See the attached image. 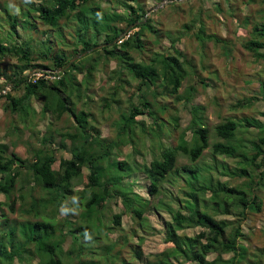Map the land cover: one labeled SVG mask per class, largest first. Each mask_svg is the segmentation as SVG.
<instances>
[{
  "label": "trees",
  "instance_id": "1",
  "mask_svg": "<svg viewBox=\"0 0 264 264\" xmlns=\"http://www.w3.org/2000/svg\"><path fill=\"white\" fill-rule=\"evenodd\" d=\"M111 2L116 9L101 6L100 0H40L38 4H30L31 8L26 9L35 12L36 17L50 30L60 29L63 22L76 21L77 45L73 41L69 42L73 54H67L62 48L58 52L40 51L39 59L43 61L41 64L31 56L29 42L19 46L9 45L7 48L6 40L1 37L0 32V58L8 53H15L20 62L19 71L13 72L14 77L5 78L13 85V91L22 90L20 96L13 97L9 92L0 97L6 102L5 110L17 115L20 122L26 123L29 111L34 110L32 101L36 100L41 103L40 118H50L47 129L41 136L42 145L33 151L31 159L23 160L13 152L9 153V146L0 143V196L4 197V201H0V264H115L119 260L120 250L128 245L132 258L130 264H182L184 260L196 264H235L234 258L224 260L222 255L236 254L238 239L243 238V234L239 228H235L226 235L230 223L225 219L217 220L215 215L228 213L231 208L230 199L235 200L236 206L260 212L262 199L257 194L248 199L247 191L242 188L214 189L212 182L198 179L202 176V171L197 166L177 167L179 154L194 162L209 147L208 129L201 126L196 117L201 108L191 106V120L180 132L177 144L174 146L163 142L162 136L167 135L169 138L179 128V116L176 109L160 104L158 97H165L168 92V95H175L176 100L189 103L196 95V88L194 85L188 88L184 97L177 94L187 71L183 62L179 61L181 55L174 48L175 41L170 33L165 35L171 41V46L165 53L153 52L148 62L143 59L136 60L132 56V52L141 54L145 51L144 38L147 34L154 35L156 44L164 34L154 26L150 16L146 17L140 0ZM119 7L122 8L121 11L117 10ZM25 14L22 13L23 19ZM7 16L8 22L10 21L9 28L15 33L17 17L13 15L12 18L9 14ZM25 23H29V20L26 19ZM25 23L21 25L23 29L36 30L34 24L30 26ZM132 25L134 27L130 31L137 30L117 44L116 39ZM183 27L190 30V26ZM61 29L63 30L62 27ZM100 35L104 36L103 48L70 63L76 53H83L98 45L96 39ZM254 35L256 39L245 42L243 47L256 59H264V53L260 52L264 48V25L256 27ZM196 37L202 45L205 41H217L213 35L206 34L202 29H198ZM63 42L65 41L61 39L58 43ZM78 43L80 49L77 47ZM93 54L96 57L92 58ZM109 60L116 61L117 68L112 70L110 78L115 80V85L107 93V97L101 98L102 110L109 111L116 106L120 111L121 101L118 96L123 84L129 86L130 81L135 82L127 99V111L113 124L117 136L111 140L102 138L98 127L90 124L93 117L85 109L87 104H83L85 108L77 111L72 101L73 96L76 99L88 96L87 92L94 82V74L99 65L103 62L105 68ZM35 68L50 71L61 69V72L57 73L58 79L53 81L39 79L32 83L26 80L27 72ZM78 74L84 75L83 81H78ZM202 85L204 86L203 83ZM255 100L256 97L238 100L232 105V109L242 110ZM65 114L73 120L74 130L58 134L57 149L67 150L70 155L68 159L57 158L54 154L57 133L52 130L51 120H60ZM143 115L150 121L148 126L137 119ZM253 125L264 134V124L249 120L245 122V127ZM242 127L241 123L229 118L215 126L216 137L223 142L214 143L212 153L228 157L239 156L241 175L249 177L251 173L248 170H259V182L255 184L264 186V137L259 138V143L250 141L251 148L247 150L246 144H241V139L236 136ZM19 129L18 126L12 128L15 134ZM137 130H140V134ZM187 131L190 132L189 136ZM147 138L149 142L146 141ZM66 139L70 141L69 144H66ZM125 144L131 147L132 155H127V160H122L119 159L122 156L121 145ZM148 145L155 148L150 151L151 158L142 156V161H136L135 156H141L146 154V150H150L147 149ZM259 158L261 160L256 162ZM56 163L58 165L55 169ZM84 169L87 171V184L76 199L77 204L82 207L76 222H71L67 216L63 222L55 221L54 218L39 219L50 208V214H58L61 209L68 214L71 207L67 205L72 195L71 182ZM23 170L28 172L26 178L33 184L30 201L21 210L34 220L26 219L18 226H7L2 206H6L11 212L15 211L16 199L13 191ZM176 175L181 179H175ZM172 177L182 181V187L178 189L179 195L168 188L165 190L166 187L163 186ZM129 179L145 182V197L134 191V182L127 184ZM168 184L172 188L175 186L174 181ZM38 187L45 191L48 198L36 197L35 191ZM206 193H210L207 202L200 198ZM159 194L162 198L152 202ZM166 196L169 199L163 200ZM21 199L23 200V196ZM112 201L120 205V210L116 214L108 215L109 220L106 223V218L99 215L104 214L107 209L109 211V203ZM151 210L161 225L164 242L170 245L152 255L153 260L146 258L141 251L142 239H139L138 244L131 243L136 235L135 230L129 236H121L116 241L110 239V232L119 230L124 215H129L143 231H149L145 214ZM160 210L168 214V221L159 216ZM187 227H198L202 230L191 237L181 235L179 231ZM105 229L109 233H103ZM68 238V250L63 254V246ZM239 249L242 257L246 248L239 245ZM86 254L89 260H85ZM209 254H215L216 257L207 260Z\"/></svg>",
  "mask_w": 264,
  "mask_h": 264
},
{
  "label": "rangeland",
  "instance_id": "2",
  "mask_svg": "<svg viewBox=\"0 0 264 264\" xmlns=\"http://www.w3.org/2000/svg\"><path fill=\"white\" fill-rule=\"evenodd\" d=\"M40 0H0V32L1 37L5 41V46L9 48V45L19 46L21 43L25 44L29 42V48L31 56H33L38 63H42L39 59L40 51L45 52H58L59 48L64 49L67 54L70 53L72 46L69 42L77 45L75 36V20H69L68 23L63 22L61 29L50 30L48 26L41 22L36 17L35 12L31 9L30 4H38ZM112 0H100V5L107 8L116 9V6L111 2ZM143 9L146 11V17L150 16L154 21V26L160 33H163V38L159 43H155V37L153 34H147L144 38L146 42L145 51L141 54L132 52V56L136 60L143 59L149 61L153 52L165 53L171 46L169 37H165L168 33L171 34V38L174 39V48L180 53L179 61L183 62V67L187 71L186 77L182 80L181 85L177 91L179 97L187 95L188 88L195 86L196 95L189 103H183L175 99V95H168L158 97L160 104L168 105L170 109H176L179 116V128L176 132L168 138L167 135L162 136L163 142L167 144H173L174 146L178 142L180 132L183 131L191 120L190 108L195 106L201 108V111L196 114L199 123L204 128L208 129V143L209 147L204 150L200 158L194 162H190L187 157L179 154L177 157V167L181 166H197L201 169V177H198L203 182H212L214 189H222L224 187H236L242 188L247 191V198L251 199L253 195L257 194L262 199V208L260 212H255L250 208L243 209L240 205H234L235 200L230 199L229 204L231 208L226 214H217L215 218L217 220L225 219L229 222V226L226 229V235L232 233L235 228H239L243 234V238L238 239L236 245V254L226 253L222 255L224 260H233L235 264H264V186L256 185L259 182V170H248L249 177L241 175L239 163L241 158L239 156L228 157L226 155H214L212 153V146L216 142H223L218 139L215 134V126L224 122L227 118L234 120L237 123H241V130L238 131L237 137L241 139V144H246L247 150L251 148L250 141L259 143V138L264 137V134L259 131L256 125L251 127H245V122H258L264 124V91L262 86L264 85V59H256L255 56L247 51L243 44L248 41L255 40L254 29L264 25V0H140ZM31 8V7H30ZM27 11H24V10ZM117 10L121 11L119 7ZM22 13L25 14V19L22 17ZM13 15L17 17V29L13 33L9 28L7 15ZM28 19L29 23H25ZM34 24L36 30L23 29V24ZM70 23V24H69ZM190 26V30L185 29L183 26ZM134 25L128 27L124 33L116 39V43L119 44L120 40L126 39V35H129L137 29H133ZM198 29H202L206 34L213 35L217 41H205L203 45L197 40L196 32ZM64 40L63 43H58ZM104 36L97 37L96 42L98 45L102 44ZM49 40L48 42H46ZM97 46V45H96ZM78 49L81 46L78 43ZM95 47V46H94ZM92 47V48H94ZM90 50V49H89ZM64 51V52H65ZM95 51V50H94ZM86 54L90 55L92 52ZM264 53V48L260 50ZM82 53H76L80 60L85 56H81ZM73 57V58H74ZM92 58L96 57L95 54L91 55ZM108 64L104 68L102 62L98 71L94 74L95 79L92 82L91 87L87 92V99L85 97L76 99L72 97V101L75 104L77 111L85 108L83 104H87L86 110L92 114L93 121L90 119L92 126H97L102 138L114 139L116 138V127L113 125L120 115L125 113L128 108V96L134 86V81H130V85L123 84V88L120 90L118 98L121 101L120 111L116 106L111 110H102L101 98L107 97V93L114 87L115 80L110 79L112 76V70H115L116 61L109 60ZM18 66V67H17ZM18 68V69H17ZM20 62L17 59L15 53H8L0 58V97L6 93H9L15 97L22 94L21 89L12 90L13 85L5 78V76L13 78L14 71H19ZM40 69V68H35ZM34 70V69H32ZM31 70V71H32ZM30 71V72H31ZM57 71V70H56ZM30 72H27L30 73ZM59 73V72H57ZM78 81H83L84 75H77ZM126 79H129L126 77ZM204 84V86L202 85ZM160 88L158 90L160 91ZM250 97H256V100L246 108L238 111L232 109V105L238 100L246 99ZM6 102L2 98L0 99V143H4L9 146V153H15L19 158L23 160L31 159L32 153L35 149H38L41 143V136L47 129V123L50 118L47 117L42 120L39 116L41 109V103L33 100L32 106L34 110L29 111V117L26 123H22L18 120L17 115L9 113L5 110ZM32 111H35L32 113ZM138 120L144 121L148 126L150 121L146 115L137 117ZM52 130L57 133L54 141L55 151L54 154L57 158L63 157L65 159L70 158L67 150L57 149L59 142L58 134L68 130H74L73 120L64 115L60 120H53ZM18 126L19 132L14 133L12 128ZM256 126V127H255ZM140 130L137 133L140 134ZM187 136L190 132L187 131ZM236 137V138H237ZM148 139V138H147ZM186 139V138H185ZM166 140V141H164ZM238 140V139H237ZM149 142V139L146 140ZM66 144L70 141L66 139ZM149 144V143H148ZM150 150H146L141 156H135L136 161H142L144 158L150 159L152 151V145H148ZM264 148V145H262ZM49 148V147H48ZM122 156L119 159L127 160V155H130L131 147L128 145H121ZM155 149V148H154ZM153 149V150H154ZM250 152V151H249ZM132 155V154H131ZM130 155V156H131ZM261 158L257 159L259 162ZM134 164V163H131ZM58 163L54 165L57 168ZM235 173V174H234ZM28 172L23 170V173L17 179L14 187L13 195L16 199L15 211L11 212L6 206H2L5 212V220L7 226L19 225L26 219L34 220L32 217H28L24 211L21 210L25 203H29L32 181L26 178ZM87 171L83 170L82 174L72 180L71 192L72 195L69 198L67 205H71L68 210V214H65L61 209L59 213L50 214L52 208L42 213V218H54L55 221H61L67 216L71 222H76L79 213L82 211V207L77 204V196L85 190L87 179ZM174 176V175H173ZM179 176V175H178ZM176 175L175 179H181ZM197 179V181H198ZM174 181L175 186L172 188L168 183ZM133 179H129L128 183H133ZM182 181L174 180L165 182L163 186L172 193H179L178 189L182 185ZM136 183V184H135ZM145 182L136 180L133 183V189L143 197L146 196L143 185ZM184 184V183H183ZM164 187V188H165ZM182 187V186H181ZM36 197H45V191L38 187ZM23 196V200L21 196ZM180 194V193H179ZM178 194V195H179ZM210 193L202 194L200 196L204 201H208ZM162 198L159 194L152 202ZM169 198L163 197V200ZM0 201H4V197L0 196ZM250 201V200H249ZM24 206H27L26 204ZM110 209L100 214V217L109 218L108 215L116 214L120 210V205L115 204L113 201L109 203ZM108 213V214H107ZM147 223L150 230L145 232L136 224L129 215H124L121 218V226L119 230H112L109 237L112 241H116L121 236H129L132 230H135L136 235L134 239H131V243L138 244L139 239H142L141 251L146 258L153 260L152 255L158 254L170 245L164 242L163 231L161 225L152 210L145 214ZM159 216L163 220L168 221L169 216L166 212L160 210ZM109 220V219H108ZM200 228L191 227L184 228L179 233L181 235H187L189 237L197 234ZM103 233H109V230H104ZM58 238V237H57ZM70 239L63 246V254L68 250ZM203 241V240H202ZM239 245H243L246 248L245 253L241 257V251ZM118 250V249H117ZM119 260L115 264H130L132 261L130 255L129 245L120 250ZM86 254L85 260L88 258ZM216 257L215 254L207 255V260H212ZM89 260V259H87ZM182 264H196L192 262L182 261Z\"/></svg>",
  "mask_w": 264,
  "mask_h": 264
},
{
  "label": "built area",
  "instance_id": "3",
  "mask_svg": "<svg viewBox=\"0 0 264 264\" xmlns=\"http://www.w3.org/2000/svg\"><path fill=\"white\" fill-rule=\"evenodd\" d=\"M126 35L125 37H127ZM123 38L119 41L122 42ZM26 75V73H24ZM39 79H45L53 81L55 79H58L57 72L56 71H50L47 69H34L30 73L27 74V81H30L32 83H35Z\"/></svg>",
  "mask_w": 264,
  "mask_h": 264
},
{
  "label": "water",
  "instance_id": "4",
  "mask_svg": "<svg viewBox=\"0 0 264 264\" xmlns=\"http://www.w3.org/2000/svg\"><path fill=\"white\" fill-rule=\"evenodd\" d=\"M103 46H104V44L97 45V46H95L94 48H91L90 50H87V51L83 52V53L81 54V56H85L86 54L90 53L91 51L99 50V49L103 48ZM77 58H78V56L72 58V59L70 60V63H73ZM57 72H61V69H58Z\"/></svg>",
  "mask_w": 264,
  "mask_h": 264
},
{
  "label": "clouds",
  "instance_id": "5",
  "mask_svg": "<svg viewBox=\"0 0 264 264\" xmlns=\"http://www.w3.org/2000/svg\"><path fill=\"white\" fill-rule=\"evenodd\" d=\"M57 72V71H56Z\"/></svg>",
  "mask_w": 264,
  "mask_h": 264
}]
</instances>
